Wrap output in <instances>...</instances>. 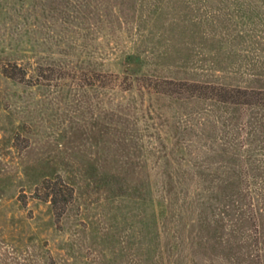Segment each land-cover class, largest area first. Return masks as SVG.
Masks as SVG:
<instances>
[{
    "label": "rangeland",
    "instance_id": "obj_1",
    "mask_svg": "<svg viewBox=\"0 0 264 264\" xmlns=\"http://www.w3.org/2000/svg\"><path fill=\"white\" fill-rule=\"evenodd\" d=\"M47 2L0 0L20 13L0 16V264H148V178L159 189L164 176L195 174L202 139L195 107L121 91L124 63L134 57L129 76L146 81L234 83L255 53L243 16L264 1L124 0L128 21L106 34L42 13ZM15 64L24 79L1 74L19 76ZM57 174L75 195L54 218L31 195Z\"/></svg>",
    "mask_w": 264,
    "mask_h": 264
},
{
    "label": "trees",
    "instance_id": "obj_2",
    "mask_svg": "<svg viewBox=\"0 0 264 264\" xmlns=\"http://www.w3.org/2000/svg\"><path fill=\"white\" fill-rule=\"evenodd\" d=\"M124 5V0H48L40 8L44 14H60L69 26H94L106 34L109 26L128 21ZM8 6H0V16L13 22L20 13L12 4ZM25 10L33 12L34 25L35 6ZM243 19L245 37L255 53L244 66L247 76L234 83L219 79L146 81L129 76L134 57L124 63L130 79L121 91L138 86L143 103L149 95V102L167 98L195 107L191 114L202 139L196 147L195 174L164 176L159 189L148 178V264H264V10L259 14L249 10ZM16 67L19 76L6 70L1 74L24 79L27 68ZM145 105L143 112L155 109L154 103ZM126 106L131 108L129 103ZM74 195L73 184L57 174L42 177L31 196L48 203L53 217L59 218ZM188 214L192 227L182 235Z\"/></svg>",
    "mask_w": 264,
    "mask_h": 264
}]
</instances>
